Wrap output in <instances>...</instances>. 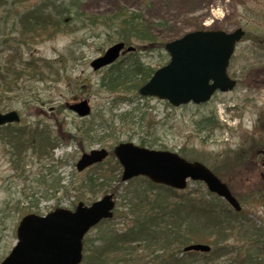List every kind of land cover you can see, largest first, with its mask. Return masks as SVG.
<instances>
[{"label":"rangeland","instance_id":"rangeland-1","mask_svg":"<svg viewBox=\"0 0 264 264\" xmlns=\"http://www.w3.org/2000/svg\"><path fill=\"white\" fill-rule=\"evenodd\" d=\"M51 2L58 5L61 0H0V69L6 73L0 89V112L16 110L21 116L19 123L0 128V262L18 243L16 229L28 214L45 216L60 208L75 210L81 203L90 206L114 194L115 216L102 231L116 226L123 233L130 228L134 216L125 219L127 216L122 215L124 212L130 215L124 199L128 183L119 187L118 183L109 181L113 173L118 174L115 156L111 154L102 162L101 169L94 166L79 173L76 165L91 150L104 148L110 152L121 143L141 146L142 141L149 149L176 152L190 162L202 163L238 199L240 213L199 181H189L184 191L165 192L158 187L147 191L151 203L161 193L173 195L170 202H177L187 194H193V198L203 196L207 202H216L214 196L220 198V209L231 213L224 227L233 230L219 242L224 247L219 253L224 254L218 258L211 256L216 259L212 264H241L243 257L264 262V235L259 236L264 234V170L262 166H253L255 159L251 163L255 144L264 142V0H83L80 3L78 11L82 15L114 13L127 7L153 22H165L156 32L166 43L201 30L228 33L239 28L245 30L228 68L230 77L238 82L236 88L215 93L203 105L188 104L180 108L157 98H143L138 92H113L101 86L110 67L95 72L91 63L118 42L110 40L106 28L89 24L83 27L74 21L70 25L72 29L63 28L52 38L22 40L16 25L20 16L32 10L40 11ZM132 46L140 48L137 55L148 68L158 70L170 60L165 49L158 50L157 46L153 51L140 43ZM120 61L126 65L131 59L126 56ZM26 63H35L43 71V77L39 72L31 74L35 68L32 66L14 87L9 86L6 82L11 76L7 69L20 70ZM87 99L93 110L88 118H80L68 109V105ZM130 111L128 120L116 119ZM81 127L82 130L90 127L91 136L98 134L97 137L87 138L79 133ZM28 128L48 129L52 133L55 146L48 155L35 153L26 145L21 150L7 145L10 134L21 130L25 138ZM14 151L20 157L14 156ZM120 173L121 178L122 170ZM103 175L107 176L105 184L110 185V190L100 189ZM90 177L96 180V187L84 185ZM130 186L132 190L147 187L140 180ZM114 188L116 193L111 192ZM101 234L95 226L86 235L85 245L99 243ZM133 245L141 251L144 249L139 242ZM217 247H212L216 253ZM202 256L203 253L190 258L189 264H203L202 259L208 257Z\"/></svg>","mask_w":264,"mask_h":264},{"label":"trees","instance_id":"trees-1","mask_svg":"<svg viewBox=\"0 0 264 264\" xmlns=\"http://www.w3.org/2000/svg\"><path fill=\"white\" fill-rule=\"evenodd\" d=\"M82 1L61 0L58 5L51 2L43 5V9L40 11L32 10L20 16L16 25L20 28L19 34L21 35V39L24 41L29 39L31 41L50 38L58 31H63V28L67 30L72 29L70 25L75 21L82 24L83 27L89 24L92 27L101 26L106 28L111 35V41L116 42L117 40L126 45L140 43L148 46L150 51L155 50V46H157L158 50H163L168 44L166 43L167 40L159 39L156 32L157 27L166 24L165 22H153L141 12L131 11L127 7L119 8L114 13L82 15L78 11V7ZM72 14H76V16ZM79 15L81 16L79 17ZM40 33L46 36H42ZM136 49V52L128 53L127 58L131 59L128 64L126 63L125 65L121 61H118L116 64L111 65L106 78L101 84L103 88L113 92L119 90L138 92L140 87L150 80L156 70L151 66L148 68L141 62L137 55L140 48L136 47ZM32 66H35V68L31 74L35 75L39 72L43 77V71L38 70L35 63H32V65L26 63L20 70L7 69L11 78L6 83L14 87L13 85L18 83L23 73H27V69ZM5 77L6 73L1 68L0 89L3 83H5ZM131 113L132 111L122 113L120 116H116V119L119 122L126 121L129 118L127 116ZM113 122H116L115 118H113ZM83 128H80L79 133L87 138L97 137L96 135L98 134L91 136L93 132L90 127L88 130L86 128L82 130ZM26 130L27 133L29 131L30 135L28 134L25 138L20 134L21 130L10 134L6 138L7 145L13 146L12 149L14 150L15 148L21 150L26 145L27 148H32L35 153L48 155L50 150L55 146L52 133L48 129L44 131L39 130V128H35L34 130H29L28 128ZM34 142L36 145H34ZM145 144L146 142L142 141L141 147ZM14 152V156L20 157L19 154H16V152L14 154ZM103 163L95 167L101 169ZM115 168L118 174L113 173L109 181L113 180L119 184V187H123L125 184L122 183L120 178L121 166L119 162L116 163ZM103 176L104 181L101 183L100 189H109L110 185L105 184L107 176ZM138 180L145 182L147 187L139 186L132 190L133 186L130 185H134ZM95 182L94 177H90L88 180H85L84 185L93 188L97 186ZM127 185L129 188H126L124 192V199L129 206L128 213L130 215H126V212L122 215L123 217L127 216L125 219H129L132 215L134 216L131 222L132 226L128 227L127 230L125 229L123 233L119 232L116 226H110L102 231L104 225L109 224L112 220L103 221L98 225V229L100 228V232H102L99 237L100 242L94 243L91 247H88L84 243L86 254L84 255L83 264H189L193 257H199L202 253H186L184 249L191 244L200 243L207 244L210 247L218 246L217 253L213 248L210 253H203V258L208 257L207 259H202L204 260L203 264H208L207 262L212 264L216 259H211V256L218 258L224 254L223 252L219 253L224 248L220 246L219 242L225 238L228 231L230 232L233 229L232 227L230 229L224 227L225 222H227V216H230L231 213L220 209L221 206L218 205V202L221 201L220 198L213 195L216 202L213 200L207 202L203 196L196 195L193 198V194H187L182 195L177 202H170V198L174 196L169 195L170 193H161L151 203L147 193V191L151 192V189L153 190L158 187L165 192L176 191L168 187L153 185L145 178L133 179ZM116 190L114 188L111 192L116 193ZM126 224L128 225V222ZM257 230L260 233L263 231ZM263 235V233L259 234L260 237H263ZM136 242L144 246L142 251L133 245ZM241 259V264H264V262L258 261V259L253 260V257L251 260L245 257Z\"/></svg>","mask_w":264,"mask_h":264},{"label":"water","instance_id":"water-1","mask_svg":"<svg viewBox=\"0 0 264 264\" xmlns=\"http://www.w3.org/2000/svg\"><path fill=\"white\" fill-rule=\"evenodd\" d=\"M245 35L243 29L233 33L217 30H201L188 33L171 41L165 47L170 56L168 65L157 70L150 81L139 90V96L167 101L171 106L203 105L216 92H228L236 88L237 82L228 74L230 60ZM136 48L118 42L91 63L95 72L111 66L124 54ZM69 109L80 118L92 114L90 101L83 100L69 105ZM20 115L13 110L0 113V128L20 122ZM122 167V182L137 177H146L150 182L168 186L174 190H185L188 179L203 182L207 189L226 200L236 212L241 205L221 179L202 163L190 162L178 153L151 150L132 143H121L113 149ZM110 155L104 148L85 153L77 162L80 173L91 166L101 164ZM116 208L114 194L86 206L79 204L75 210L60 208L46 216L28 214L16 229L17 245L0 264H82L84 261V237L95 226L114 218ZM203 244H193L185 252H210Z\"/></svg>","mask_w":264,"mask_h":264},{"label":"flooded vegetation","instance_id":"flooded-vegetation-1","mask_svg":"<svg viewBox=\"0 0 264 264\" xmlns=\"http://www.w3.org/2000/svg\"><path fill=\"white\" fill-rule=\"evenodd\" d=\"M259 123L261 124L262 122H259ZM255 145L256 146L253 149V151L255 153L254 154L255 157H253L252 156L253 154H252L251 155V161L252 160L254 161V159H255V165H253V166L254 167L262 166L263 167V170H264V142H260L259 141ZM258 159H260V160L258 161ZM253 161L251 163H253Z\"/></svg>","mask_w":264,"mask_h":264}]
</instances>
